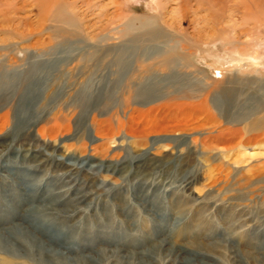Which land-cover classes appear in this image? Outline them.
Masks as SVG:
<instances>
[{
  "label": "bare ground",
  "instance_id": "bare-ground-1",
  "mask_svg": "<svg viewBox=\"0 0 264 264\" xmlns=\"http://www.w3.org/2000/svg\"><path fill=\"white\" fill-rule=\"evenodd\" d=\"M0 1V24L3 25L11 20L10 15L25 8L26 4L30 6L28 11H37L34 13V21L21 32L18 31L19 39L8 37L0 43V129L14 115L18 130L22 128L18 137L25 136V130L35 128L40 136L43 134L44 137L46 134L50 141L55 142L56 135L62 133L60 141L48 145L51 150L62 151L65 147L62 146V141L78 137L80 131L84 133L83 126L79 124L83 110L92 104L99 106V100L111 89L110 79L116 77V80H112L113 83L117 80L120 82L129 75L121 70V66L123 63H130L132 59L138 71V80L130 82L135 99H128L127 106L132 107L125 110L124 119H115L117 128L128 124L127 135L136 139V143L145 144L151 133L190 127L188 119L179 116L185 114L189 105L194 104L190 101L188 92H204V88L192 87V74L187 65L182 58L172 53L175 46L172 49L170 40L157 42L161 36L157 30L152 28L143 40L133 38L131 43H126L119 38V42H112L115 37H100L108 30L109 24L105 26L97 22V19L102 18L104 8L94 3V0H25V5L22 6L16 0ZM175 1L176 6L170 10L173 22L178 15L183 20L191 12L198 15L203 8L208 11L201 19L202 23L209 25L210 33L204 39L199 26L193 28L194 35L191 37L194 41L204 39L208 40L207 44L220 39L224 47L231 45L239 57L254 58L253 54L256 52L250 53V42L242 40L240 36L264 25V0ZM157 5L164 9L166 4H162L160 0ZM117 7L120 11L118 14L121 15L124 8L121 5ZM95 8L99 9L96 13L93 11ZM90 11L93 12L89 14ZM94 19L96 21L92 23ZM241 21L245 25L251 23L254 27L249 24L250 27L238 31L243 23L237 24ZM97 29L98 32H95ZM125 30H131L129 24ZM43 33L50 35L42 38ZM256 33L260 36L261 29ZM60 37L64 40L57 41ZM70 37L76 39L73 41ZM30 40L34 47L44 50L41 53L30 52L26 62L21 63L20 58H16L10 51H14L17 45L22 50L29 49V46L22 45ZM181 44L182 49H185ZM120 47L125 49L123 53L116 52ZM139 51L141 53L138 55ZM67 64L73 66L66 71L64 66ZM61 76L64 78L57 83ZM225 77L227 78H221L224 84L218 86V91L213 93L214 91L207 90L199 95L196 104L199 108L207 111L214 105H240L237 100L252 92L247 83L252 80L249 74L243 76L244 81L238 88L229 86L237 83L238 78ZM49 89L51 92L44 101ZM65 91L67 96L68 92L72 91V94L60 102L58 109H51L52 104L57 105ZM210 96L213 98L211 103ZM70 107L75 112L77 110V120L76 116L68 112ZM108 112L109 109H104L100 114ZM247 118L251 119L248 129H256L264 124V113L261 117ZM112 122L111 117H106L98 124L97 131L101 138L106 136V129L103 127ZM8 139L7 134L0 136V152L6 148ZM154 140L153 143L174 142L176 138L157 137ZM28 148H25L26 152L30 151ZM149 152L150 150H146L142 154L131 155L128 160L123 158L115 162L117 168L112 170L115 174L131 172L129 168L133 167L131 174L129 173L133 176V183L129 185L133 195L123 205H110L104 199L98 200L102 194L95 196L93 181H89L87 188L83 190L86 179L81 187L76 184L73 191L65 189L74 183V174L84 173L89 169L87 167H97V162H93L96 160L93 155L91 160L89 156L73 153L69 157H73L75 161L66 162L55 155L53 157L49 153L33 150L32 154H26V158L32 156L33 162L28 168L20 170L5 165L3 171L8 173H2V180L13 181L16 191L0 186V253L9 254L12 258L6 260L4 257V264H220L219 257L208 252L194 250L189 255L184 254L176 240L188 233L177 231L174 237L172 235L176 229L169 231L167 228L169 217L164 212L163 204L166 195L171 194L175 188L190 194L197 176L185 174L180 182L171 181L166 177L172 171V165L167 162L160 164L149 157ZM78 160H82L79 166L75 164ZM101 164L103 165L102 162ZM49 165L60 172L50 181H44L42 176L35 178L29 175L43 174L42 170ZM184 167L185 164L179 161L176 169L184 172ZM159 172L165 173L162 182ZM151 176L153 180L150 182L148 180ZM63 177L68 180L62 183ZM164 182H167L166 186H162ZM114 198L122 199L120 194ZM139 210L144 213L142 217L136 214ZM183 221L184 218L180 217L176 222L179 225ZM183 225L187 223L184 222ZM231 242H234V237L229 233L221 240L233 264H241L243 260L239 250L236 246H230Z\"/></svg>",
  "mask_w": 264,
  "mask_h": 264
},
{
  "label": "rangeland",
  "instance_id": "rangeland-1",
  "mask_svg": "<svg viewBox=\"0 0 264 264\" xmlns=\"http://www.w3.org/2000/svg\"><path fill=\"white\" fill-rule=\"evenodd\" d=\"M16 1H19V6L25 5V0ZM94 1V3L100 4L104 8L102 18L97 19V22L105 26L109 24L108 30L100 37L106 35L115 37L112 42H119V38H121L123 42L131 43L135 38L136 40L146 38V33L153 28L161 35L157 41L158 43H163L166 39L170 40L172 49L175 46L172 53L182 58L184 64L187 65L188 71L192 74L191 85H193V88H204V92L212 90L211 92L214 91L213 93H215L220 88L218 86L224 84L223 79L227 78L225 76L238 78L236 79L237 83H234V85L229 84L230 87L235 86L238 88L244 81L242 80L243 76L249 74L252 80L247 83H249L248 86L252 92L250 95L241 96L243 97L241 100H237V102H240V105L236 103L238 107L234 105L235 103L227 107L214 105L206 111L196 105L200 98L199 95L204 92L193 91L192 94L190 91L191 93L188 92L189 99L194 104L189 105L190 107L187 108L185 114L179 116L188 119L190 127L182 130L151 133L148 135V139L145 140V144H142V142L136 143V139L127 135L128 124L117 128V122L115 121L116 118L124 119L125 110L127 111L132 107L131 105L127 106L128 99H135L134 92L131 91V83L138 80V71L133 59L132 61L129 60L130 63H123L121 66V70L129 73V75L120 82L117 80V82H114L115 84L112 80H116V77L110 79L111 84L109 83V86L111 89L101 98V100L104 98V101L99 100L98 107L96 104H92L83 110L79 124L83 126L84 133L80 131L78 137L62 141V146H65L64 149L62 148L64 151L57 152L51 150L48 146L60 141L63 138L62 133L56 135L55 142H53L54 140L50 141V137L46 134L44 137H42L43 134L40 136V132L38 133L35 128L25 130L27 134L18 137L19 130L22 128L18 130V123L14 115H11L10 121L4 128L0 129V136L4 134L9 136L8 141H6V148L0 152V186L3 185L16 191L13 181L2 180V173H8L3 171V168L5 165L14 166L20 170L28 168L33 162L32 156L26 158V154L28 152L29 155L32 154L33 150L49 153L53 157L55 155L66 162L75 161L73 157H69L73 153L79 156H89L91 160V155H93L96 158L93 162H97L95 164L97 167H87L89 173L85 171L82 174L79 172L76 176L74 174L72 179L75 184L73 183L72 186H68L70 188L66 187L65 189L73 191L76 184L81 187L80 185L86 179V184L82 186L83 190L87 188L89 181H93V188L96 191L95 196L102 194L98 197V200L104 199L110 205L112 203L123 205L125 202L127 203L130 195H133V191L130 190L131 187L129 186L133 183V176L129 175L133 167L129 168L131 172L125 171L115 174L112 171L117 168L115 162L123 158L128 160L131 155H139L146 150H150L149 157L157 160L160 164L167 162L172 165V171L166 177L167 179L178 183L185 174L187 176H197L190 194L180 188H175L171 194L166 195L163 201L164 212L169 217L167 228L169 231L176 229L172 236L177 234V231L184 234L188 233L185 237L175 239L177 244H180L183 253L189 255L194 250L208 252L219 257L220 264H233L224 244L221 243V240L229 233L234 237V242L229 245L238 248L240 258L243 260L241 264H264V124L256 129L247 128L248 122L251 120L247 117L253 119L255 116H263L264 113V25H261V28L258 29L254 28L252 32L241 34L242 40L250 42L248 46L250 53H256L253 54L254 58L239 57L238 52L232 49L231 45L230 47H224L223 41L220 39L206 44L208 40L204 39L207 38V33H210V28H208L209 25L202 23L203 20L201 19L208 12L205 10L206 8H203L204 10L202 9L200 13L198 12V15L191 12L183 20L178 15L173 22L170 10L176 6L175 0L174 2L173 0H168L169 2L161 0L162 4H166L164 9L157 5L160 0ZM117 5L124 8L121 15L118 14L120 11ZM29 7L26 4L25 8L16 10L14 14L10 15V21L7 20L4 25L3 23L0 24V43L1 40L8 37L14 40L19 39L17 38L20 36L18 33L34 21L33 18L36 17L34 13L37 11H28ZM98 10L97 8L93 9L94 12H98ZM93 11H90L89 14ZM94 21L96 19L92 23ZM240 23L243 22L241 21L237 25H240ZM127 24L130 25L131 30H125ZM249 24L254 27L251 23L246 25L243 23L242 25L245 26H239L238 31L246 29ZM197 27L202 38H204L202 41H194L191 37L194 35L193 28ZM259 29L262 33L260 36L256 33ZM95 32H98V29ZM49 35L43 33L42 38ZM163 35L167 37L164 38ZM70 38L73 41L76 39L74 37ZM62 40L64 39L60 37L57 41ZM32 43L31 40L29 43H24L23 47L29 46V49L25 50L20 49V46L17 45L14 51H10V53L16 58H20L21 63H25L30 52L41 53L44 50V48L34 47ZM181 43H183L185 49H182ZM124 51L125 49L123 50L121 47L119 50L116 49V52L119 53ZM74 52H77V50ZM140 53L141 51L138 52V55ZM72 66V64H67L64 67L67 71ZM63 78L64 76H61L57 83L62 81ZM130 78L132 79L130 80ZM51 89H54V87ZM49 92L51 90L45 94L44 101L48 98ZM68 93L67 96V91H65L58 100L57 105L56 103L52 104L51 109L56 110V107L58 109L60 102L64 101L66 96L68 98L72 91ZM211 97L209 98L210 103L213 99ZM104 109H109L110 112L105 115L100 114ZM68 112L76 116V120L79 117L77 110L75 112L73 107H70ZM16 114H18V111ZM106 117H111L113 122L108 125L103 124L105 125L103 129H106V136L101 138L100 133L97 131L98 124ZM92 121H94L93 126L91 125ZM157 137H171L176 138V140L174 142L161 141L153 143ZM25 148L30 149V151L26 152ZM99 160H102L100 162L103 165H100ZM179 161L185 164L184 169L186 171H177L176 167H178ZM81 163L82 160L80 162L78 160L75 164L79 166ZM42 171H44L43 174L29 173V175L35 178L42 176L45 178L44 181L47 179L50 181L54 175L60 174L50 165ZM159 174H161L160 181L162 182L165 173L159 172ZM66 180L68 179L63 177L62 183ZM152 180L153 177L151 176L148 181L151 182ZM166 183H162L163 185L159 183V185L166 186ZM117 194H120L122 199H115L114 197ZM95 205L94 209L96 208ZM136 214L142 217L144 213L139 210ZM180 217L184 218L185 221L178 225L176 221ZM184 222L187 225L184 226ZM9 256V254L0 253V262L4 264V257L6 260L7 258L12 260Z\"/></svg>",
  "mask_w": 264,
  "mask_h": 264
}]
</instances>
